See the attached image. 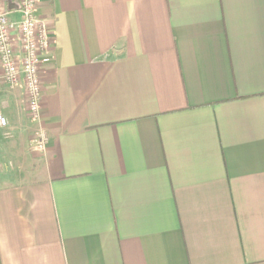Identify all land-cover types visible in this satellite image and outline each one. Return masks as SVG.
Here are the masks:
<instances>
[{
	"label": "crops",
	"instance_id": "0c3cea01",
	"mask_svg": "<svg viewBox=\"0 0 264 264\" xmlns=\"http://www.w3.org/2000/svg\"><path fill=\"white\" fill-rule=\"evenodd\" d=\"M37 16L54 39L39 121L0 67V264H264V0Z\"/></svg>",
	"mask_w": 264,
	"mask_h": 264
},
{
	"label": "built area",
	"instance_id": "2783aa9c",
	"mask_svg": "<svg viewBox=\"0 0 264 264\" xmlns=\"http://www.w3.org/2000/svg\"><path fill=\"white\" fill-rule=\"evenodd\" d=\"M39 0H18L16 12L0 0V67L3 81L10 87L22 86L28 99V114L32 121L41 118L43 66L51 61L53 32L38 16ZM7 118L0 113V128L7 129ZM49 143L46 132L35 139V149L45 152Z\"/></svg>",
	"mask_w": 264,
	"mask_h": 264
}]
</instances>
